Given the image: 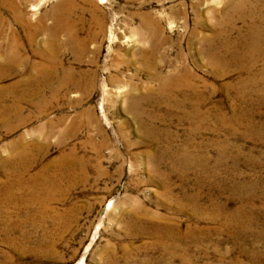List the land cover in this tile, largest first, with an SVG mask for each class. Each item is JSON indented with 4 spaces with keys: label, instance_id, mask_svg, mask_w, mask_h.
Segmentation results:
<instances>
[{
    "label": "rangeland",
    "instance_id": "1",
    "mask_svg": "<svg viewBox=\"0 0 264 264\" xmlns=\"http://www.w3.org/2000/svg\"><path fill=\"white\" fill-rule=\"evenodd\" d=\"M29 1L27 19L45 15L50 26L60 0ZM64 1L81 35L104 20L97 64L89 62L91 50L82 62L67 49L60 55L76 70L96 69V84L85 93L63 88L44 114L37 110L49 88L30 93L20 104L28 120L14 128L0 120V194L13 181L4 159L25 142L42 141V131L47 146L34 150L15 195L25 186L43 194L44 184L32 187L30 177L45 165L53 169L51 161L72 146L87 168L46 208L0 195V264H264V0ZM0 11L24 35L16 11ZM148 15L163 27L159 43L141 37ZM43 38L26 42L31 60L45 57L37 52ZM179 72L190 73L189 85L143 99L156 74ZM28 75L19 70L0 86ZM89 108L93 122L83 118L64 140L47 127L49 119ZM91 141L104 143L97 151Z\"/></svg>",
    "mask_w": 264,
    "mask_h": 264
},
{
    "label": "bare ground",
    "instance_id": "2",
    "mask_svg": "<svg viewBox=\"0 0 264 264\" xmlns=\"http://www.w3.org/2000/svg\"><path fill=\"white\" fill-rule=\"evenodd\" d=\"M29 3V0H0V5H10L16 11V17L21 20L24 28V35H20L11 24V21L0 11V80L19 72V70L25 74L29 73L27 77L15 85L22 86L19 91H15V86H11L12 84L10 86H0V120L3 122L1 126L7 128H14L18 124V120L22 123L31 117L28 114L22 115L20 107L21 100L27 98L30 93L40 92L46 87L49 88L51 92L49 98L46 100L44 98L40 102L41 107L37 110L38 113L44 114L47 111V105L57 100L63 88L72 85L85 93L91 91L96 84V69L79 68L76 70L71 64L65 63L60 55H62L63 50L67 49L77 56L78 62H82L81 58L91 50L93 55L89 56V62H96L97 64L95 55H98L100 51L99 35L104 31V20L97 19L96 29L81 35L75 24L79 19L72 18L74 9L72 3L69 2V5L65 8L66 2L60 0L55 5L52 11L53 22L50 26L45 23V15L39 16L35 23H31L27 19L24 8ZM39 3L40 1L34 3L32 9L36 10ZM41 34L44 35L42 40L45 48H40L37 52L39 55H45V57L41 56V58L44 57L42 60H31L25 51V44L27 42L31 45ZM140 34L143 38L147 36L154 37L155 43H159L164 38L163 27L159 19L149 15L143 16ZM261 36H264V31L258 34V37ZM254 39L257 40L255 37ZM141 56L149 60L154 55ZM242 56L235 55V58L237 60ZM225 59V57L217 55L213 57L212 62L218 63V61H221L224 64ZM113 64L115 66V63ZM25 65L28 66L29 72L21 69V66ZM252 65V62L248 66H246V63H241V68L250 69ZM154 79L156 80V87L147 85L146 97H143V99L154 97V94L159 95L164 91L169 94L179 87L187 86L190 84L191 75L188 72L159 73L155 75ZM133 85L132 88L136 89V85ZM71 116L63 114L56 119H49L47 127H51L53 132L61 134L64 140L67 134L76 132L77 128L79 130L83 125V118H85L86 123L93 122L95 112L93 108H89L85 112ZM241 117L239 115V118ZM10 119H15L16 123L10 122ZM71 126L74 127L70 129ZM40 134L43 136L42 141L35 142L32 139L25 142L20 149H12L9 156L4 159V162L9 166L8 176L13 177L11 183L3 186L4 189L1 193L5 195V200L8 202L28 205L32 200V203L38 202L46 208L57 196L64 194L76 180L84 178L87 159H84V155L78 153L76 147L72 146L68 150H62L57 158L51 161L54 166L53 169L51 166L45 165L35 176L30 177L32 187L39 181V183L44 184L43 194L34 193L33 190H27V187L23 186V192L20 195H15L12 192V186L20 187L21 184L27 182L25 174L30 170L34 159H36L34 150L43 149L47 146V134L44 131ZM59 142H61L60 139ZM101 143L92 142V145L99 151L102 147ZM51 170H53V175ZM38 177L42 178L38 179ZM8 185L10 186L5 188Z\"/></svg>",
    "mask_w": 264,
    "mask_h": 264
}]
</instances>
